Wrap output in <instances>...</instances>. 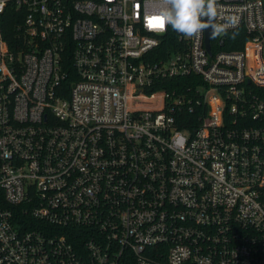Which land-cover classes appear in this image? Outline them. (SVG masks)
<instances>
[{
  "label": "built area",
  "instance_id": "obj_1",
  "mask_svg": "<svg viewBox=\"0 0 264 264\" xmlns=\"http://www.w3.org/2000/svg\"><path fill=\"white\" fill-rule=\"evenodd\" d=\"M167 6L0 0V264H264V0Z\"/></svg>",
  "mask_w": 264,
  "mask_h": 264
},
{
  "label": "clouds",
  "instance_id": "obj_2",
  "mask_svg": "<svg viewBox=\"0 0 264 264\" xmlns=\"http://www.w3.org/2000/svg\"><path fill=\"white\" fill-rule=\"evenodd\" d=\"M215 3L216 0H167L168 6L158 18L165 28L170 26L187 38L199 36L206 30H210L211 38H217L225 29L215 22Z\"/></svg>",
  "mask_w": 264,
  "mask_h": 264
},
{
  "label": "trees",
  "instance_id": "obj_3",
  "mask_svg": "<svg viewBox=\"0 0 264 264\" xmlns=\"http://www.w3.org/2000/svg\"><path fill=\"white\" fill-rule=\"evenodd\" d=\"M1 27H2V33H3L4 39L11 46L13 39H15L14 20L11 17L7 18L2 23ZM240 33L241 32L238 31V32L229 33L228 35H226L225 40L221 47L225 50L242 49L244 42H245V37H243L242 34ZM174 39H175L174 35L172 34L169 35L168 38L166 39V43L162 47H160V49L166 48V47L174 48L173 46Z\"/></svg>",
  "mask_w": 264,
  "mask_h": 264
},
{
  "label": "water",
  "instance_id": "obj_4",
  "mask_svg": "<svg viewBox=\"0 0 264 264\" xmlns=\"http://www.w3.org/2000/svg\"><path fill=\"white\" fill-rule=\"evenodd\" d=\"M210 30L205 31V45L206 48L209 50V40H210Z\"/></svg>",
  "mask_w": 264,
  "mask_h": 264
},
{
  "label": "snow or ice",
  "instance_id": "obj_5",
  "mask_svg": "<svg viewBox=\"0 0 264 264\" xmlns=\"http://www.w3.org/2000/svg\"><path fill=\"white\" fill-rule=\"evenodd\" d=\"M162 26V25H161Z\"/></svg>",
  "mask_w": 264,
  "mask_h": 264
}]
</instances>
